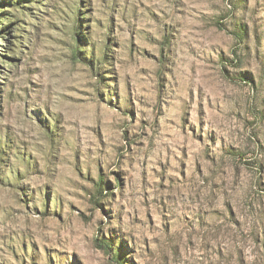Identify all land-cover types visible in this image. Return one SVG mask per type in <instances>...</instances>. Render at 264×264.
<instances>
[{
    "label": "rangeland",
    "instance_id": "rangeland-1",
    "mask_svg": "<svg viewBox=\"0 0 264 264\" xmlns=\"http://www.w3.org/2000/svg\"><path fill=\"white\" fill-rule=\"evenodd\" d=\"M0 264H264V0H0Z\"/></svg>",
    "mask_w": 264,
    "mask_h": 264
}]
</instances>
